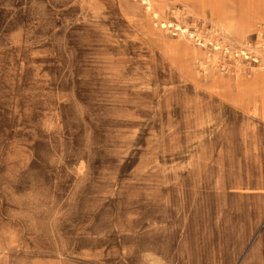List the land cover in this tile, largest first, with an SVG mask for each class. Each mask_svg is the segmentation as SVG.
Masks as SVG:
<instances>
[{
    "label": "rangeland",
    "instance_id": "obj_1",
    "mask_svg": "<svg viewBox=\"0 0 264 264\" xmlns=\"http://www.w3.org/2000/svg\"><path fill=\"white\" fill-rule=\"evenodd\" d=\"M152 3L0 0V264H264V12Z\"/></svg>",
    "mask_w": 264,
    "mask_h": 264
},
{
    "label": "bare ground",
    "instance_id": "obj_2",
    "mask_svg": "<svg viewBox=\"0 0 264 264\" xmlns=\"http://www.w3.org/2000/svg\"><path fill=\"white\" fill-rule=\"evenodd\" d=\"M140 2H141V4H143V5H146L147 7H146V11H147V13H150L151 14V18L152 19H155V20H159V14L155 11V8L153 7V3H152V0H140ZM211 2H213V1H211ZM252 4L255 6V8L257 7V9L258 10H260V11H262V12H264V0H252ZM240 11L237 13L238 14V16H235V17H231V16H234V14H236L235 12H233V13H228L227 15H226V18H228L227 19V22L224 24V25H220V27L222 28L221 30H222V32L225 34V35H227L228 33H234L235 35H236V37H237V39L241 42L240 44L241 45H243V44H245L246 43V40H247V37H246V34L248 33V31H251L250 30V28L253 26L252 24H253V22H252V20H253V18H254V15H252L251 14V10H247V9H245V10H241V8L239 9ZM253 12V11H252ZM219 13V12H218ZM232 18V19H231ZM231 19V20H230ZM159 25L161 26V28L162 29H166L167 31H168V29H171V27L168 25V22L167 21H162V22H160L159 23ZM170 32V31H169ZM180 36H182V37H184V38H187L188 40H190V38H196V40H195V42L196 41H198L199 40V34H197L196 33V35L195 34H192V33H190L187 29H185L184 31H183V33H178ZM259 36H260V33H259ZM201 38V37H200ZM194 41V40H193ZM201 41V40H200ZM204 42H211L210 40H205L204 39ZM197 44H195V45H199V43L198 42H196ZM227 46V45H226ZM262 46V45H261ZM186 47H189L187 44H186ZM213 48V50L215 51V52H217V51H219L220 50V46L217 44V43H215L213 46H212ZM192 49H195V48H192ZM223 50H225V48L223 49ZM227 50V49H226ZM241 49H239L238 51H240ZM195 51L197 52V53H202L201 52V50H199V49H195ZM257 52V51H256ZM237 57L239 58V57H241V58H243V57H245V55L243 54H241L240 55V53H238L237 54ZM260 57L262 58V60H261V66L262 67H264V53H262L261 55H260ZM209 58V57H208ZM248 58V57H247ZM246 59V58H245ZM240 59H238L237 61H236V67H235V69L234 70H236L237 72H239L240 73V75H243L244 77H246L245 76V73H243V70H244V68H243V66H242V61H240ZM255 61V60H254ZM200 67H203V68H205L206 66H205V64H201L200 65ZM206 70V69H205ZM260 75H262V76H264V72H261V74ZM219 79V78H218ZM243 80H245V78H243ZM219 82H220V80H219ZM219 82H218V80H215V82H214V85L217 87V88H220L219 86H220V84H219ZM222 85V84H221ZM221 97V96H220ZM221 99V98H220ZM262 119V118H261ZM262 120H264V119H262Z\"/></svg>",
    "mask_w": 264,
    "mask_h": 264
}]
</instances>
